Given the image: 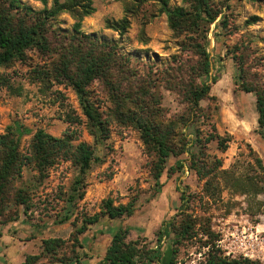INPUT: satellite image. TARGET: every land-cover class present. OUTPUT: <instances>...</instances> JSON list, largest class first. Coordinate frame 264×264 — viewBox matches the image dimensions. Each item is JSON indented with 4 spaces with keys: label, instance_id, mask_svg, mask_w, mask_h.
<instances>
[{
    "label": "rangeland",
    "instance_id": "obj_1",
    "mask_svg": "<svg viewBox=\"0 0 264 264\" xmlns=\"http://www.w3.org/2000/svg\"><path fill=\"white\" fill-rule=\"evenodd\" d=\"M20 1L35 10L44 8L39 0ZM93 2L96 10L82 20V35L116 43L134 74L130 78L134 83L133 89H138L140 85L144 87V84L149 87L157 100L152 102L153 105L161 109L165 118L173 119L174 115L181 114L187 104L162 77L164 71L178 63L179 58L184 59L188 55L181 51L166 14L159 10V4L154 0ZM228 3L227 26L220 25L219 17L208 34L213 61L210 74L219 78L211 90V95L216 98L200 102L201 115L196 125L204 132H210L213 129L211 123H215L219 133L231 134L232 140L225 152L219 150L214 141L208 146L209 153L222 157L225 169H234L237 174L253 177L264 184V171L249 153L251 146L264 163V130L253 126L257 115L256 96L237 87L235 82L239 69L234 59V54L239 55L245 50L250 74L259 80L264 79V0H228ZM52 4L53 0H48V7ZM170 4L180 5L182 0H170ZM125 15L130 17L131 24L124 34L106 27L107 19L117 20ZM253 15L260 20L248 24L247 20ZM75 22L70 13L63 12L54 26L61 33L70 35L74 32ZM27 55L25 60L0 67V76L8 81L6 85H0V135L8 126L21 123L31 131L24 134L21 140V149L29 153L33 135L40 128L57 137L68 130L74 131L79 137L75 143L87 141L93 144L96 155L103 161L95 163L87 174L84 199L72 205L67 201V193L78 174L77 166L71 161H61L41 175L32 165H25L20 175L11 181L5 199L0 201V226H9L12 232L26 231L28 236L68 240L74 231L71 221L77 215H80L77 224L80 225L83 215L100 211L104 198L112 196L118 202L126 203L136 196L135 213L116 219V223L120 225L125 221L123 227L131 228L129 239L145 237L149 241L155 240V231L161 223L180 209L181 192L178 186L192 193L202 192L203 181L189 169L187 154L168 158L160 180L163 185L157 191L151 173L155 157L148 153L139 129L113 119L110 137L96 141L87 129V119L73 86L67 80L52 79L44 84L33 78L36 67L53 66L60 58L59 53L42 52L34 47L28 50ZM90 88L102 111L115 107L101 81H94ZM124 100L125 110L134 108L130 100ZM68 112L81 116L82 123L67 122ZM177 159L184 161V172L169 173ZM20 189L27 193V204L16 200ZM202 207L199 202L194 204L199 214H203ZM209 207L207 213L212 217L213 229L220 235L218 242L224 253L232 257L249 253L253 255L252 259L264 263V193L255 195L224 188L221 200L211 202ZM70 212L71 220L61 222ZM70 244L68 242L59 256L70 254ZM206 250L193 246L186 254L182 253L178 264H198ZM49 261L48 257L41 259L42 263Z\"/></svg>",
    "mask_w": 264,
    "mask_h": 264
},
{
    "label": "trees",
    "instance_id": "obj_2",
    "mask_svg": "<svg viewBox=\"0 0 264 264\" xmlns=\"http://www.w3.org/2000/svg\"><path fill=\"white\" fill-rule=\"evenodd\" d=\"M39 1L44 4L42 10H35L20 0H0V67L16 60H25L28 50L34 47L42 52H58L59 60L49 68L36 67L33 78L44 84L52 79L67 80L79 97L87 119V129L96 141L101 142L110 137L113 119L124 125L132 124L141 132L148 153L155 157L151 173L157 191L163 185L160 180L170 156L187 154L189 169L203 181L201 193H192L178 186L181 192L180 209L161 223L155 231V240L149 241L145 237L129 239L131 228L120 227L113 233L104 259L97 264H178L182 253L186 254L193 246L207 248L198 264H264L243 255H226L218 242L220 235L213 229L212 217L207 213L211 202L221 200L224 188L255 195L264 193L261 181L239 175L234 169H225L222 157L209 153L208 146L214 141L218 149L225 152L232 135L219 133L215 123H211L213 129L210 132H204L196 125L201 115L200 102L216 98L211 95V90L219 78L210 74L213 61L208 34L219 17L220 25L227 26L228 0H182L180 5H171L170 0H154L159 4L160 12L166 14L181 51L188 55L187 58H179L178 63L164 71L162 77L169 88L187 104L186 109L174 115L173 119L165 118L161 109L153 105L157 100L149 87L144 84V87L140 85L138 89H133L134 83L130 78L134 74L116 43L82 35V20L96 10L93 0H53L51 7H48V0ZM63 12L70 13L76 19L74 32L70 35L61 33L54 26L55 20ZM259 20L257 15H253L247 23L254 24ZM130 24L128 15L117 20H106V27L120 34H124ZM243 51L239 55L234 54L239 69L235 83L241 90L255 94L258 128L264 130V79L259 80L250 74L246 65V51ZM96 80L101 81L107 89L115 104L114 108L101 110L90 88ZM7 82L6 77L0 76L1 86ZM124 98L130 100L134 108L125 110ZM66 116L65 120L71 124L82 123L81 116L73 112H68ZM30 132L17 122L0 135V201L5 199L11 181L20 175L25 165H32L43 175L61 161H71L78 168V174L67 193V201L72 205L84 199L87 174L95 163L103 161L96 155L95 146L87 141L75 143L79 137L74 131L68 130L63 136L57 137L40 128L33 135L30 152L24 153L21 140L24 134ZM249 153L264 171V163L258 152L250 146ZM184 169V161L177 159L169 173L178 170L184 172ZM16 200L27 204L26 191L20 189ZM137 200L136 196L126 203L118 202L112 196L104 198L100 211L83 215L80 225H77L80 215L71 221L74 231L70 239H43L41 253L28 255L23 264H37L43 257L50 258V264H81L80 250L83 244L80 235L102 217L115 219L132 216L137 209ZM196 202L202 204L203 214L194 209ZM71 214L67 213L61 222L70 221ZM68 242H71L70 254L59 256ZM165 247L169 252L167 259L164 257Z\"/></svg>",
    "mask_w": 264,
    "mask_h": 264
},
{
    "label": "crops",
    "instance_id": "obj_3",
    "mask_svg": "<svg viewBox=\"0 0 264 264\" xmlns=\"http://www.w3.org/2000/svg\"><path fill=\"white\" fill-rule=\"evenodd\" d=\"M257 117H255V128L258 126ZM253 127V128H254ZM116 219L107 216L100 219L99 222L90 225L89 229L80 235L81 248L80 260L81 264H97L102 261L106 255V251L111 243L113 233L120 227L125 225V221L117 225ZM27 232L21 230L10 231L9 226H0V264H23L28 255H37L42 251V240L45 236L34 235L28 236ZM130 237V236H129ZM84 253V254H83ZM169 252L164 248V257L168 258ZM37 264H50L42 263ZM53 264H64L55 262ZM76 264V263H70ZM151 264H159L153 262Z\"/></svg>",
    "mask_w": 264,
    "mask_h": 264
},
{
    "label": "built area",
    "instance_id": "obj_4",
    "mask_svg": "<svg viewBox=\"0 0 264 264\" xmlns=\"http://www.w3.org/2000/svg\"><path fill=\"white\" fill-rule=\"evenodd\" d=\"M244 256L251 258L253 255H250L249 253H245Z\"/></svg>",
    "mask_w": 264,
    "mask_h": 264
}]
</instances>
